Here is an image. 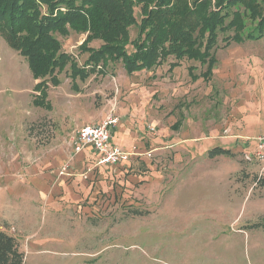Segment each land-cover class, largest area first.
Wrapping results in <instances>:
<instances>
[{"label":"rangeland","instance_id":"1","mask_svg":"<svg viewBox=\"0 0 264 264\" xmlns=\"http://www.w3.org/2000/svg\"><path fill=\"white\" fill-rule=\"evenodd\" d=\"M134 15L138 22L137 7ZM243 21L249 30L252 24L244 13ZM128 32L134 40L137 27ZM231 35L229 30L219 33L216 62L233 55L237 65L264 66V38L225 48L224 41ZM87 36L73 30L67 36L54 34L61 51L71 55L78 67L88 56L80 50ZM101 45L100 40H91L86 47ZM180 66L174 90L169 85L175 100L200 90L187 67H193L195 75L205 70L197 61L184 60ZM167 68V63L159 67L163 78ZM124 75L121 62H109L104 73L71 81L66 66L57 74L56 87L47 84L49 107H35L37 82L26 60L0 37V161L20 162L27 151L45 158L49 167L72 160L69 135L63 133L94 124L107 102L120 89H128ZM240 85L248 87L246 82ZM175 100L171 104L180 103ZM241 144L209 147L228 150L230 156L218 157L210 165L205 158L201 163L206 169L183 167L181 154L171 164L172 151L164 156L154 153L148 159L152 169L134 167L126 174L128 181L112 184L108 195L100 191L96 200L86 199L71 213L41 205L29 212L27 225L0 220V230L19 243L23 264H264V171L255 161L245 160L249 152L244 153L245 141ZM60 145L62 149L57 148ZM53 149L56 152L51 154ZM4 207L0 200L1 218Z\"/></svg>","mask_w":264,"mask_h":264},{"label":"crops","instance_id":"2","mask_svg":"<svg viewBox=\"0 0 264 264\" xmlns=\"http://www.w3.org/2000/svg\"><path fill=\"white\" fill-rule=\"evenodd\" d=\"M236 58L230 55L228 60L216 62L208 82L202 77L205 65V70L198 75L194 74L193 67H187L188 71L190 67L193 68L190 74L195 77V86L200 90L193 91L192 96L186 99L175 100L169 92L170 84L174 90L173 82L182 66L170 72L167 68L164 71L167 72L166 78L160 73L161 66L124 75L128 89L125 92L120 89L119 95L107 102L95 123H100L112 111L118 118L111 133L114 145L128 153L152 151V155L164 156L172 151L175 155L171 164L181 154L182 166L189 170L206 169L202 166L205 163H201L206 161L205 158H208L207 164L210 165L218 157L230 156L209 158L208 153L215 149L209 147L215 143L228 148L234 143L239 147L241 141H245L247 150L244 153L251 152L255 146L254 138L264 131V66L237 65ZM243 82L248 87L240 85ZM246 92H250L248 96ZM174 100L180 103L171 104ZM146 125L152 127L154 133L145 129ZM63 134L69 135V149L73 158L67 162L72 177L59 175L64 163L49 167L45 158L29 151L23 158L20 157V162L16 158L8 162L0 161V200L5 203V214L0 220L27 225L29 212L37 207L40 209L41 205L50 207L51 211L59 208L71 213L80 209V204L86 199L96 200L100 191L108 195L115 182L121 185L127 182L130 177L126 174L136 170L134 167L146 165L147 169H152L151 161L141 156L130 157L129 161L114 167H95V151L87 146L76 153L70 143L75 133ZM61 147L63 145L57 148ZM83 173H86V179L81 178ZM6 205L9 206L8 210Z\"/></svg>","mask_w":264,"mask_h":264},{"label":"trees","instance_id":"3","mask_svg":"<svg viewBox=\"0 0 264 264\" xmlns=\"http://www.w3.org/2000/svg\"><path fill=\"white\" fill-rule=\"evenodd\" d=\"M243 13L251 21L249 30ZM131 26L137 27L132 41ZM69 30L88 34L80 48L88 53L82 67L61 51L54 37L55 33L67 36ZM228 30L233 35L224 41L225 48L263 39L264 0H0V37L26 60L37 82L32 104L39 108L49 107L47 84L56 87L57 74L66 66L75 81L104 73L109 62H121L127 75H133L165 63L170 72L184 60L197 61L206 66L202 77L208 82L216 63L218 35ZM91 40L102 45L89 49L86 45ZM127 47L132 50L128 52ZM219 155L230 153L221 148L208 153L209 158ZM23 262L19 243L0 231V264Z\"/></svg>","mask_w":264,"mask_h":264},{"label":"built area","instance_id":"4","mask_svg":"<svg viewBox=\"0 0 264 264\" xmlns=\"http://www.w3.org/2000/svg\"><path fill=\"white\" fill-rule=\"evenodd\" d=\"M118 123V118L112 111L104 117L100 123H94L83 126L78 129L74 136L71 138V145L73 150L78 153L83 148L91 147L97 156L95 167H114L118 166L126 161H129L130 157L141 156L151 158L152 151L145 153L138 152H125L120 147L114 145L111 141L112 130ZM150 133H154L152 127H148ZM255 146L251 152L246 154V161H255L260 164L261 171H264V131L259 133L254 138ZM90 169L87 170L89 172ZM60 176H73L70 173L69 162H65L59 169ZM81 178L86 179V173L80 175Z\"/></svg>","mask_w":264,"mask_h":264}]
</instances>
